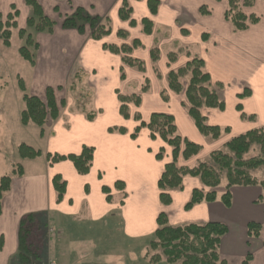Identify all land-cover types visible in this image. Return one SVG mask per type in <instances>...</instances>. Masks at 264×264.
Here are the masks:
<instances>
[{
	"label": "crops",
	"instance_id": "0c3cea01",
	"mask_svg": "<svg viewBox=\"0 0 264 264\" xmlns=\"http://www.w3.org/2000/svg\"><path fill=\"white\" fill-rule=\"evenodd\" d=\"M38 1L43 14L55 26L50 33L30 32L37 44L34 64L27 63L32 85L30 96L44 99L48 88L61 86L62 91L54 92L60 116L42 128L43 137H40L41 129L35 126L42 145L37 148L41 156L19 158L16 165L21 166L22 176L13 175L14 168L10 173V191L1 200L3 248L0 264H14L19 246V223L27 214L37 215L43 233L51 224L80 223L81 247L85 246L83 236L87 234L88 247L93 248V254H99L95 263L89 260V264H131L130 257L142 250L133 248V243L152 239L158 229L156 219L160 213L167 216L171 227L206 223L225 225L227 233L219 246L220 258L226 264H264V194L259 187H232L231 205L226 208L220 202L226 186V181H222L214 190L215 202L201 203L185 210L192 191L203 189L198 179L186 177L181 191L170 192L171 204L162 206L157 182L164 165L172 159L171 148L159 138L152 140L146 128L140 129L135 139L131 138L140 123H148L152 114L172 116L177 133L201 146L195 157L186 161L179 158L178 164L195 167L212 152L223 151L224 145L233 138L254 129H264V0H252L250 7L243 8L246 16H254L259 21L241 32H233L224 19L226 0H158L160 5L155 15L150 14L147 0H128L135 26L119 19L123 0ZM12 5L18 16L15 19L17 29L11 30V40L16 34L24 45L18 30L26 28L31 9L24 0H0L2 21L12 12ZM77 8L92 17H108L111 33L95 41L90 38L87 25L82 32L63 28V20ZM201 8L208 14H201ZM143 19L152 23L150 34L143 33ZM119 31L125 32L127 37L119 38ZM134 41L139 46L129 57L144 64L143 72L124 65L121 55L103 49L104 44L131 47ZM11 46L10 42V47L4 48L10 49ZM153 48L159 51L155 63L150 57ZM169 56L175 60L169 61ZM193 58L203 61V70L210 76L213 86L222 85V89L216 91L224 102V110L203 109L202 114L208 125L227 128L229 132L211 143L201 136L187 114L184 90L188 77L180 81L183 88L180 94L170 91L167 83L170 71L183 68ZM21 80L26 93L27 82ZM146 85L147 91L143 93ZM66 91L93 94L88 112L95 114L92 121L87 120L88 113L69 111L73 102ZM245 91L249 95L239 99L238 96ZM161 93L167 101H163ZM117 94L140 96L138 107L128 105V119L120 115ZM62 101L66 103L64 107ZM237 106L241 107V112L237 111ZM241 114L253 119L243 120ZM110 128H122L125 133L109 132ZM83 146L94 149L87 175L77 174L70 161L50 164L46 159L47 154H79ZM161 148L165 153L159 161L156 154ZM55 176H60L66 183L60 202H57L52 186ZM116 184L120 189L115 187ZM103 187L109 189L108 195L103 193ZM107 196L110 200H106ZM249 223L261 225L258 237L248 236ZM107 238L120 241L113 254L103 249ZM39 246L44 258L47 244L41 240ZM126 255L127 259L120 257ZM248 256L250 259L246 261Z\"/></svg>",
	"mask_w": 264,
	"mask_h": 264
},
{
	"label": "trees",
	"instance_id": "16d2710c",
	"mask_svg": "<svg viewBox=\"0 0 264 264\" xmlns=\"http://www.w3.org/2000/svg\"><path fill=\"white\" fill-rule=\"evenodd\" d=\"M220 1V0H215ZM227 8L224 13V19L228 22L233 32L245 31L250 25H254L259 21L254 16H246L243 12L244 7H250L252 0H226ZM25 5L31 9V15L27 18L26 28L18 30V36L24 40V45L19 48L18 54L23 61L33 65L34 52L37 50V44L34 42L30 32L34 33H50L55 23L47 18L41 9L38 0H24ZM160 2L158 0H147V7L151 15L157 13ZM11 13L2 21L0 16V39L2 45L6 48L10 47L11 30L17 29L15 19L18 11L12 5ZM201 14H208L206 9H200ZM132 9L128 0H123L119 9V19L129 22L130 26H135V22L131 20ZM111 22L108 17H92L81 8H77L74 13L66 17L62 22L65 29H75L82 32L87 25L90 28V38L100 41L111 33ZM143 33L150 34L152 31V23L148 19L141 21ZM119 38L125 39L127 34L123 31L117 33ZM139 43L134 41L132 46L122 45L115 47L103 45V49L121 55L124 65L135 68L141 72L144 71V64L135 60L129 55L132 50L137 48ZM152 62H156L159 57L157 48L150 51ZM173 56H169V61H174ZM204 63L199 58H193L183 68L176 71H170L167 75V83L169 90L175 94L183 92L180 81L188 77L186 89L184 90L186 97L185 108L189 118L192 120L198 132L202 137L211 140H218L224 133L227 134L229 129H221L217 126L207 124V119L203 116V109H212L223 111L224 102L219 97L217 90L222 89V85H212L210 76L203 70ZM123 78V74L121 75ZM18 87L23 93L22 101L24 102V110L20 113V123L23 127L32 124L40 128V137H43L42 128L48 121H55L60 116L58 105L54 98V91L48 88L45 91L44 99L30 96L25 93L24 83L18 78ZM147 91V85L142 92ZM249 95L248 91L239 95V99H243ZM120 102L119 112L124 119L129 118L128 105H140L139 95H122L117 94ZM163 101H167V97L161 93ZM65 102H61L64 107ZM237 111L241 112V107L237 106ZM87 120L92 121L95 114L88 113ZM138 120L139 117L135 116ZM241 119L252 120L253 117H246L241 114ZM146 128L150 132L152 140L159 138L165 145L171 148L172 159L164 165L163 173L157 182L159 191V202L162 206L171 204L170 192L173 190L181 191L183 188V180L186 177L196 178L200 181L203 189H195L192 191L189 202L185 205V210L192 209L195 205L201 203H212L217 199L216 192L223 178L224 173L226 179L225 192L220 197V202L226 208L231 205L230 189L232 187H249L257 186L264 194V181H258L251 172L264 168V129H254L233 138L224 145V150L214 151L209 155V161L200 162L195 167L179 166L178 159L189 160L195 157L200 151L201 146L182 138L177 133V128L172 116L166 114H152L148 123H140V125L131 134V138L135 139L140 129ZM125 133L122 128H110L109 132ZM259 147L260 154L255 157L246 158L252 147ZM94 149L83 146L79 154L69 155H46V159L50 164L70 161L77 174L87 175L91 169L93 161ZM164 149L161 148L156 154V159L161 161L164 156ZM18 157L21 159H35L41 156L39 150H35L26 144H21L17 148ZM17 174L22 176V168L17 167ZM52 186L57 194V202H60L65 194L66 183L60 176L52 179ZM11 177L0 178V214L1 200L3 196L10 191ZM116 188L120 189L119 184ZM209 190V191H207ZM103 193L109 194V189L102 188ZM110 200V196L106 197ZM261 201V200H259ZM156 223L158 229L154 232L153 237L148 241L151 249H161L166 257L167 264H226L220 258L219 246L221 239L227 233V227L219 223L206 224H187L184 226L171 227L168 225L167 216L160 213L157 216ZM261 225L258 223H249L247 225V234L249 237H258ZM43 233L42 227L38 222L37 215L27 214L23 216L19 223V246L18 254L14 264H43L41 255L39 236ZM3 248V238L0 237V251ZM250 256L247 257L248 261Z\"/></svg>",
	"mask_w": 264,
	"mask_h": 264
},
{
	"label": "rangeland",
	"instance_id": "374dc122",
	"mask_svg": "<svg viewBox=\"0 0 264 264\" xmlns=\"http://www.w3.org/2000/svg\"><path fill=\"white\" fill-rule=\"evenodd\" d=\"M11 43V48L6 49L0 39V178L10 177L13 168V173L17 174V167L20 166L16 165L19 161L17 154L19 145L26 144L35 150L39 146L42 147L38 138V129L33 125L24 128L20 123V113L24 110L25 105L22 101L23 94L18 87V78L27 82V95H30L32 85H30L28 79L27 68H29V65L18 54V49L23 44L16 34H14ZM51 89L59 93L63 88L56 86ZM66 94L68 97L70 96L73 102V107L69 108V111L71 109L72 111L79 110L82 113L90 111L89 106L93 102V94H76L71 91H66ZM208 142L215 141L209 139ZM259 154V147L254 146L246 158L255 157ZM206 161H209V159L207 158L203 162ZM251 174L258 181H264V168L251 172ZM221 177L223 178V182H225L224 173ZM79 226L80 223L64 224V226L51 224L47 230H44V233L39 236L40 244L41 240L47 244V253L43 258V264H47L48 262H54V264H89L87 263L89 260L93 262L97 260L96 257L99 254H93V248L88 247L87 234L83 236L85 238H83L85 246L81 247L79 243L81 241V237L79 236L81 227ZM148 241H144V244L142 242L133 243V248H140L142 250L130 257L133 261L131 264H167L162 250L151 249L148 246ZM105 242L106 247H103V249L111 251L112 254L117 249L116 247L120 246L118 243L120 241L115 238H107ZM94 247L97 248L96 243ZM120 257L127 259L128 255ZM116 259L120 258L116 257Z\"/></svg>",
	"mask_w": 264,
	"mask_h": 264
},
{
	"label": "built area",
	"instance_id": "2783aa9c",
	"mask_svg": "<svg viewBox=\"0 0 264 264\" xmlns=\"http://www.w3.org/2000/svg\"><path fill=\"white\" fill-rule=\"evenodd\" d=\"M49 264H54V263H52V262H49Z\"/></svg>",
	"mask_w": 264,
	"mask_h": 264
}]
</instances>
